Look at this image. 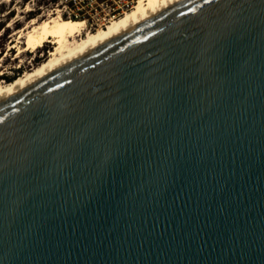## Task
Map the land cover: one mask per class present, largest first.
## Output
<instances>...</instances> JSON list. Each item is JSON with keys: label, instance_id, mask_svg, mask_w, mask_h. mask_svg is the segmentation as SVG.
I'll list each match as a JSON object with an SVG mask.
<instances>
[{"label": "water", "instance_id": "1", "mask_svg": "<svg viewBox=\"0 0 264 264\" xmlns=\"http://www.w3.org/2000/svg\"><path fill=\"white\" fill-rule=\"evenodd\" d=\"M0 264H264V0H184L0 102Z\"/></svg>", "mask_w": 264, "mask_h": 264}, {"label": "bare ground", "instance_id": "2", "mask_svg": "<svg viewBox=\"0 0 264 264\" xmlns=\"http://www.w3.org/2000/svg\"><path fill=\"white\" fill-rule=\"evenodd\" d=\"M182 1L184 0H138L131 11L95 32L87 31L85 21L65 19L60 12H55L54 16L46 19L42 16L38 22L35 19L30 21L29 25L14 34L4 61L13 50L17 51L15 59H22L29 51L36 52L48 44L53 45L54 48L50 52L49 59L34 71L25 72L26 74L10 84L0 83V102ZM18 23L19 21L13 22L8 28ZM1 66L2 61H0Z\"/></svg>", "mask_w": 264, "mask_h": 264}, {"label": "rangeland", "instance_id": "3", "mask_svg": "<svg viewBox=\"0 0 264 264\" xmlns=\"http://www.w3.org/2000/svg\"><path fill=\"white\" fill-rule=\"evenodd\" d=\"M137 1L9 0L7 2V0H0V61H2L0 83L10 84L20 76L34 71L49 59L50 52L54 48L51 44L36 52L29 51L23 55L22 59H15L17 51L13 50L9 53L7 60L4 61L7 49L14 39V34L29 25L34 19L38 22L42 16L46 19L54 16L53 13L60 12L65 19L85 21L87 31L95 32L100 28H105L112 20L118 19L126 12L131 11ZM27 9L30 11L27 12ZM15 21H19V23L8 28ZM1 73L3 74L1 75Z\"/></svg>", "mask_w": 264, "mask_h": 264}]
</instances>
